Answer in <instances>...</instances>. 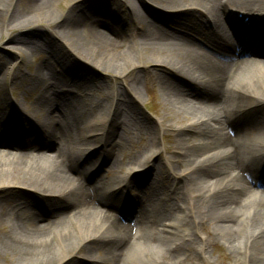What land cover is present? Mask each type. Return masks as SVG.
Wrapping results in <instances>:
<instances>
[{
  "label": "bare ground",
  "instance_id": "bare-ground-1",
  "mask_svg": "<svg viewBox=\"0 0 264 264\" xmlns=\"http://www.w3.org/2000/svg\"><path fill=\"white\" fill-rule=\"evenodd\" d=\"M58 1L0 0V32L14 30L5 42L22 47L12 48L27 52L28 45L44 37L42 24L48 36L69 41L72 51L87 63L79 64L86 66L82 71H66L64 58L55 63L46 60L31 73H12L8 85L0 79V100L19 76L29 88L40 86L35 94L37 112L30 120L0 114V258L4 264L208 262L211 231L205 222L220 238L227 233L237 236L225 239L232 262L264 264V58L255 56L264 54V46L259 45L264 44V0H151L171 9L168 13L146 0H71L66 10L52 16ZM231 10L247 17L251 26L233 18ZM162 21L176 27L166 30ZM231 26L242 29L236 41L228 36ZM60 47L48 48L59 53ZM89 49L91 56H85ZM242 52L255 57L240 58ZM146 54L154 56L158 74L139 72L138 64ZM7 63L8 58L0 57V72ZM248 64L259 65L260 70L243 73ZM110 67L121 75L122 86H106L107 109L90 99L89 91L93 81L98 89L105 88L95 71L111 72ZM169 73L191 85L181 87ZM151 79L163 97L177 105L179 111L172 116L191 115L177 128L171 123L162 127L165 114L157 118L161 129L184 132L174 144L179 151L165 157L164 165L153 160L159 152L152 137L137 132L139 142L131 141L132 127L147 123L136 104L144 83ZM62 82L65 88L57 89ZM13 111L19 114L20 108ZM149 127L153 136L164 134L156 123L154 128L143 125ZM192 127L202 142L190 141L187 134ZM97 128L103 151L91 168L75 177V161L91 162L101 147L79 150L74 159L73 149L95 136ZM57 141L62 143L58 148ZM169 147L162 144L165 151ZM136 157L140 158L137 165L152 176L147 187L137 181L140 171L124 166ZM177 158L185 162L181 169ZM105 164L114 174L111 182L119 186L107 195L101 193L106 187L97 175ZM232 168L239 172L232 174ZM93 176L102 185L88 188L84 182ZM62 183L61 193H51L52 186ZM122 187L128 188L131 199L119 191ZM141 188L143 200L137 198ZM251 199L257 201L255 206ZM137 241L149 243V248H133ZM93 246L103 247L101 257L79 258ZM159 246L161 250L154 251Z\"/></svg>",
  "mask_w": 264,
  "mask_h": 264
},
{
  "label": "rangeland",
  "instance_id": "rangeland-1",
  "mask_svg": "<svg viewBox=\"0 0 264 264\" xmlns=\"http://www.w3.org/2000/svg\"><path fill=\"white\" fill-rule=\"evenodd\" d=\"M69 1H71V0H59L58 3L52 7L51 15L55 16V15L60 14L62 11L66 10V7H67ZM72 1H76V0H72ZM146 1H148L151 4V6L157 8V10H161V11L167 12V13L171 12V9H168L164 6L161 7V5H159L156 2H153L151 0H146ZM138 10H140L141 12L143 11L141 5L138 6ZM232 16L237 17L235 13H232ZM135 23H137V22H135ZM207 24L211 27H214L213 22H208ZM160 25L162 27H164V29H166V30H171L173 27H176L175 24H173L172 22H168V21L167 22L162 21L160 23ZM40 27H41L40 31H41V33L44 34L43 35L44 37L39 38V39H37V41L35 43H31L30 45H28L29 49L27 50V52L20 50L22 47L18 43L15 44L12 42L11 43L5 42L8 35L15 33L14 30L4 29V30H2V32H0V57L1 58H8V63L1 67L2 72H0V79L1 80L3 79V81H2L3 83H6L7 85L9 84V80H11L10 77H12V73H15V72L17 74L22 73L23 75L31 73V72H33L34 67L37 64L44 62L46 60H48L49 62L52 63L54 60L64 58L63 59L64 63L66 64V66H68L66 71L69 68H71L70 70H80V71L86 69L85 67L87 66V63L85 62L86 63L85 64L81 60V58L78 56V54H76L74 51H72V49L70 48V42L69 41H67L65 39L52 38L51 36H48L49 33H48V30H47L45 25L40 24ZM228 36H230L229 33H228ZM234 41H236V40H234ZM48 43L51 44L49 46L54 47L56 50H57V46L61 45V47L59 49V53H56V50H50L48 48L49 46H47ZM234 43L237 45V42H234ZM12 46L13 47L17 46L18 48L20 47V49H14V48H12ZM91 51L92 50H90V49L86 50V52H84L83 54L86 56V53H87L91 56ZM61 55H62V57H61ZM255 56L257 58H264V54H262L260 52L256 53ZM255 56L251 53H248V52H242V54H240L239 57L240 58L241 57L246 58V57H255ZM153 58H154V56L146 54V59H144L143 63L138 64L140 66L138 68L139 72H142V71H143V73L144 72H151L153 75L158 74L160 72V70H158L159 68L153 64V62H152ZM164 58H165V60L169 59L167 56H164ZM53 63H55V62H53ZM82 63L85 64L86 66L79 65ZM18 66H20V67H18ZM109 66H110V64H109ZM102 67H103V65H102ZM155 67H156V69H155ZM56 68L61 69V66L57 65ZM113 69H114L113 67L111 69H109V70H111V72L110 71L107 72V71H103V70H99L97 72L95 71L96 77L98 79H100L102 83H104L106 85H105V88H100L101 89L100 90L95 86V81H93L91 83L92 88L89 91V98L92 99L95 103H101L107 109H109L108 108L109 107L108 102L106 100H104L105 95L107 94L106 86L110 85L111 83H116L118 86H122L121 75H119V73H114ZM257 70H260L259 65L248 64L242 70V72L243 73H249V74L253 75L256 73ZM169 75L181 87H183V86L187 87V86L191 85L188 81L186 82L184 79H182V77H177L172 73H169ZM4 85L5 84H3V88H4ZM39 87L40 86H38V88H36L34 86V88H29L27 86V81L24 78H22L20 76L17 77L13 81L11 87L4 89L5 94L1 95L0 106L3 107V110L0 112V114L1 115L4 114L5 117H7L11 120L12 119L15 120V117L27 118L28 120H30V117L33 114V112H35V113L37 112V110H35V104H36V97H35L36 95L35 94H36L37 90L39 89ZM56 88L60 89V90L65 88L64 83L62 82V84H58V86ZM128 104H131L132 106H134L131 102H128ZM7 105H11V106H7ZM14 107L20 108L19 114L16 111H13ZM136 107L140 113L144 114L147 117V119H146L147 123L146 124L148 126L151 125L153 128L155 126V123H156L157 127L160 128L158 125L159 122H158L157 118H159L161 114H165V121L161 122L162 127L166 123H171L172 125H175L176 128H177V126H180L181 124H186L187 120L185 118H188L191 116V115H189V112L186 114L185 118L183 117L184 116L183 114L172 116V114H174V112L176 113L177 111H179L177 109V105L173 104L170 100L165 99L163 97V95L161 94V92L158 88L157 82L154 79L147 80L144 83V87H142L140 99L137 101ZM263 111H264V109H263ZM166 120H167V122H166ZM23 123H26V120H23ZM146 124L144 121V124H141L140 128L139 127L138 128L132 127L134 134L131 138V141L135 144H137L139 142V139H138L139 133H137V132H141L144 138L149 139L150 137H152L153 141H155L154 143L158 147L157 151L159 152V154H157V156H155V158L153 160L158 161L160 165H164L165 157L170 158L171 156H175V154L177 153L176 151H179L178 145H174V144L177 143L176 142L177 138L179 136H181L182 133H184V132H180L177 129L174 130V129H170V128H163V129L160 128L161 132L164 134L159 135V136L158 135L153 136L152 135L153 130L151 127H149L148 129L143 128V125L146 126ZM27 127H29V125H26V128ZM97 129H98V131H96L97 134L95 136L87 137L83 142L79 143V145L75 146L73 149L74 153H73L72 157L74 159L75 157L78 156V154L80 152L79 150H82V152H84L89 147L91 148V147H95L97 145H99L98 148L101 147L96 154H93V156H92L93 159L91 160V162L85 163L82 160H76L75 161L74 164H75V166L77 165V172L75 173L76 174L75 177H79L80 170H82V169L85 170V169L89 168L90 166H92L91 163L94 162L93 160L97 159L103 151L102 141L100 140L101 130L99 128H97ZM195 130H196V128H194V127H192L191 129H188L187 135H189L191 137L190 141H193L195 143L202 142L203 139L195 133ZM38 134L39 133H37L35 135H38ZM162 144H164L165 146L169 145L170 147L167 148V150L165 151L162 149ZM61 145H62V143L60 141H57V148L60 147ZM13 150L14 151H17V150L21 151L18 148H13ZM124 155L127 156V153H124ZM104 156H105V154H104ZM124 160H125V158H124ZM139 160H140V158L136 157V159H134L129 164L124 165V166L126 168L131 167L132 169L136 170L137 173L140 171L141 173L138 175L137 181L141 183L140 185L145 184L144 187H147L148 182H150L152 180V176H151V174L144 173L146 171L145 170L146 168H142V167H139L137 165ZM148 162H150V161H148ZM175 163L177 164V167H178L177 169H181L182 167L185 166V162L179 160V158L175 159ZM107 165L108 164H105L103 166V168L99 169V172L97 173V175L98 174L100 175L99 177L103 178L102 181L105 183V187L107 188V189L106 188L101 189V193H103L105 195L108 194V191L112 187L113 188L119 187L115 184V182H111L112 181L111 176H114V174L112 171L107 170ZM96 167L98 168V165H95L93 168H96ZM161 168H162V170H164V167H161ZM106 170H107V174H106ZM238 172H239V170H236V168H232V170H231V173L235 174V175ZM114 173L115 174H121L118 171H116V172L114 171ZM81 174H83V173H81ZM83 176H85V178H86V175L83 174ZM150 176H151V178H150ZM147 179H149V180L147 181ZM143 180H145V181L142 183L141 181H143ZM84 183L87 185V187L93 186V184H95V185L99 184L98 181H96V178L94 176L91 177L90 180H86ZM99 185H102V184H99ZM64 187H65V185L63 183L60 185H54V186H52V188H50V191L53 194L61 193V191L64 190ZM142 190H143V188H141V190L138 189V192H137L138 197L137 198H139V199H142L141 198L142 193L140 192ZM119 191L123 194V196L127 195V197L129 199L132 198L130 195L127 194L128 188L122 187L121 190H119ZM99 193H100V191H99ZM251 200H252L250 202L251 205L255 206V203H257V201L255 199H251ZM99 207L104 209V210L107 209L105 207H101V206H99ZM108 211L113 213V214L115 213L113 210H111V211L108 210ZM45 215H47V214H45ZM69 224H70V222H69ZM205 224L206 225L204 227L206 228V230L211 231L210 232L211 233V242L207 244V252H206V255L208 257V262L199 260L198 264H239L238 262H235V263L232 262V259L228 254L227 242H225V239L229 240L231 237L236 238L237 236H235L234 233H230V234L227 233V235H225L223 238H220L219 236L216 235V233H213L210 222H205ZM201 231H200L201 233L206 232V231L204 232L203 229ZM237 235H241V231L238 232ZM143 243L141 241H137L133 248L142 249L141 247H144V246L146 248H149L148 247L149 243H147V242H143ZM161 248H162V246H159L158 248H153V249L155 251V250H161ZM88 252L85 255H78L79 258L84 259L87 257L90 260L95 259V258L97 259V258L102 256L103 247L102 246H93ZM187 262L188 261H186L185 263H187ZM148 263H151L150 258H148ZM0 264H4V262L2 261L1 258H0Z\"/></svg>",
  "mask_w": 264,
  "mask_h": 264
}]
</instances>
